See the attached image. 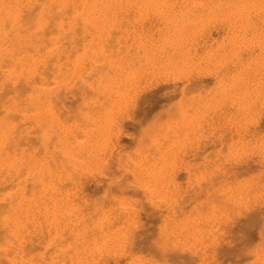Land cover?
I'll use <instances>...</instances> for the list:
<instances>
[{"label":"bare ground","instance_id":"1","mask_svg":"<svg viewBox=\"0 0 264 264\" xmlns=\"http://www.w3.org/2000/svg\"><path fill=\"white\" fill-rule=\"evenodd\" d=\"M0 264H264V0H0Z\"/></svg>","mask_w":264,"mask_h":264},{"label":"rangeland","instance_id":"2","mask_svg":"<svg viewBox=\"0 0 264 264\" xmlns=\"http://www.w3.org/2000/svg\"><path fill=\"white\" fill-rule=\"evenodd\" d=\"M73 35H71V36H67L66 37V39H68L69 40V45H73L74 44V39H76L74 36L72 37ZM151 89V88H150ZM144 89L143 91H141V99H143V102H145L146 100V104H144V103H142L141 104V102H142V100L140 101L139 100V103H138V105L139 106H141L140 108H142L143 107V109H141L142 111H140V115H139V117L140 118H142L141 120H142V123H144L148 118H149V116H151V114H153V112H155L156 111V109L160 106V104L162 103V98H161V88H155L156 90H158V92H156V91H154L155 89ZM153 90V91H152ZM146 93H145V92ZM149 91H151V93L149 92ZM152 92H153V94H152ZM155 92V93H154ZM160 92V93H159ZM146 94L145 96L143 95V94ZM67 95V94H66ZM142 96H144V98L142 97ZM146 97H147V99H146ZM151 97V98H150ZM153 97V98H152ZM72 98V97H71ZM71 98L70 97H67V99L65 98L64 99V102L66 103V104H69L70 106H72L73 105V103H75V99L73 100V98H72V100H71ZM150 98V99H149ZM144 99H145V101H144ZM156 99V100H155ZM71 100V101H70ZM159 101V102H158ZM71 102V103H70ZM159 105V106H158ZM149 107V108H148ZM155 109V111H153ZM69 110V109H68ZM68 110H67V113L70 115V110H69V112H68ZM143 114V115H142ZM119 121H123L124 122V128L127 130V131H131V130H133V128H134V126H133V124H132V122L131 121H125V118L124 117H120L119 118ZM129 123H130V125H129ZM132 124V125H131ZM128 138L126 137V136H123V137H121V139H120V143H122V144H126L127 142H128ZM125 142V143H124ZM91 175V174H90ZM90 175H88V181L87 180H85L86 179V177H85V179H83L82 181H80V182H82L81 184L85 187V189L89 192V194H92V195H94V196H98L100 193H101V190L102 189H104L105 187H106V185H107V183H108V178H103V177H100V178H98V177H96L95 175H93L92 174V178H91V176ZM94 178V179H93ZM92 183V184H91ZM85 184H87V185H85ZM89 184H91V185H89ZM95 184V185H94ZM143 216V215H142ZM144 217V216H143ZM250 219V217L248 216V218H247V220H249ZM145 220V219H144ZM253 221V219L251 218L250 220H249V222H248V224L247 225H243V236H237L235 233H234V235H233V242H232V245H230L231 247H229V248H225V247H223V249H222V252L224 253V254H226L227 255V257H224L223 259H222V261L223 262H227L229 259H230V256L231 255H235V248H236V246L239 244V243H243V242H245L246 244H248V243H250V242H252V241H255V239H256V236H251L250 234L253 232V228H254V225H258V220H254V225L253 224H251V222ZM241 224V223H240ZM237 229H239V226L237 227ZM236 231V229H234L233 230V232H235Z\"/></svg>","mask_w":264,"mask_h":264}]
</instances>
